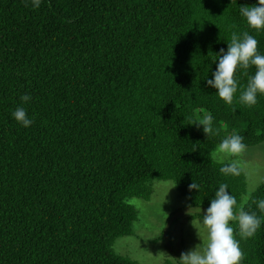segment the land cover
<instances>
[{
    "label": "trees",
    "instance_id": "1",
    "mask_svg": "<svg viewBox=\"0 0 264 264\" xmlns=\"http://www.w3.org/2000/svg\"><path fill=\"white\" fill-rule=\"evenodd\" d=\"M255 3L0 0V264H137L112 245L132 234L127 200H148L151 180L172 181L193 208L227 184L237 213L245 175L222 173L229 163L211 153L233 133L264 142V96L239 102L252 67L235 73L230 105L206 80L233 32L249 31L264 54V31L240 14ZM21 105L29 128L12 118ZM262 199L264 179L242 207L264 217ZM230 226L242 264H264V225L247 240Z\"/></svg>",
    "mask_w": 264,
    "mask_h": 264
},
{
    "label": "clouds",
    "instance_id": "2",
    "mask_svg": "<svg viewBox=\"0 0 264 264\" xmlns=\"http://www.w3.org/2000/svg\"><path fill=\"white\" fill-rule=\"evenodd\" d=\"M240 14L244 18L247 28L257 33L264 31V0H256L255 5L240 7ZM258 40L249 31L242 34L233 32L227 49H221L216 54V68L212 78L206 80L208 87L215 89V95L225 104H232L238 91V81L235 78L237 70H247L252 67L254 74L249 77L246 86L240 93L239 102L251 108L258 102V96H264V54L258 51ZM32 97L24 94L20 97L23 104L30 102ZM17 106L12 112V118L23 128H29L34 120L27 114L24 106ZM212 117L209 114L202 122L204 133H211ZM244 138L238 133L220 141L214 152V159L219 162L237 156L246 145ZM222 173L238 174L235 162L221 167ZM199 185L191 183L189 190H197ZM257 208L264 213V199L255 201ZM237 205L236 198L228 191L227 184H220L210 206L205 210L201 226L206 230V238L193 249L181 254L176 260L178 264H242L244 253L240 241L234 237V228L230 221H236L239 236L243 240L255 236L264 225V217L255 212L245 211L241 206L238 214L234 213Z\"/></svg>",
    "mask_w": 264,
    "mask_h": 264
},
{
    "label": "rangeland",
    "instance_id": "3",
    "mask_svg": "<svg viewBox=\"0 0 264 264\" xmlns=\"http://www.w3.org/2000/svg\"><path fill=\"white\" fill-rule=\"evenodd\" d=\"M214 152L211 153L212 160L221 163L214 159ZM232 162L242 170L246 179L238 214V209L264 179V142L245 147L237 156L223 161ZM147 187L150 192L148 200H127L137 211V218L132 225V234L117 238L112 250L137 264H178L176 260L182 253L206 238L201 216L208 207H190L169 180H151Z\"/></svg>",
    "mask_w": 264,
    "mask_h": 264
}]
</instances>
